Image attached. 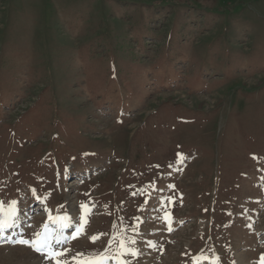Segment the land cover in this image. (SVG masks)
Here are the masks:
<instances>
[{"label":"rangeland","instance_id":"rangeland-1","mask_svg":"<svg viewBox=\"0 0 264 264\" xmlns=\"http://www.w3.org/2000/svg\"><path fill=\"white\" fill-rule=\"evenodd\" d=\"M12 200L0 264H50L10 241L48 210L79 220L81 204L71 254L119 229L141 250L129 264H258L264 0H0V201Z\"/></svg>","mask_w":264,"mask_h":264},{"label":"snow or ice","instance_id":"snow-or-ice-1","mask_svg":"<svg viewBox=\"0 0 264 264\" xmlns=\"http://www.w3.org/2000/svg\"><path fill=\"white\" fill-rule=\"evenodd\" d=\"M253 158L259 159L255 156ZM31 191L35 195V189ZM37 199H40V197H37ZM17 203L16 200H12L8 207L5 208L3 207V202L0 201V235L6 230L17 227ZM80 207L84 211V216L79 220L67 213L53 216L50 210H48V222L44 223L40 230L33 232L28 239L21 236L19 239L10 242L28 246L37 253L45 254L43 258L49 260L50 264L51 261H54L55 264H73V262L74 264H108L110 260H114L115 264H129V261L124 259V257L136 258L141 255V250L135 247L136 240L126 237L123 231L119 229L113 232L111 238L107 241L108 246L104 247L103 250H91L87 253L76 251L74 254H71L73 250L63 246L84 235L85 225L88 224L87 217L91 214L89 205L81 204ZM165 219H168L167 215ZM73 227L74 231L66 235L65 229ZM113 228L116 229L117 226L114 224ZM168 230L172 231L171 227ZM103 235L107 234L98 233L88 238L92 243H95ZM149 246L155 247L151 242H149ZM199 259L200 257L194 258V260ZM203 259H208V257H203ZM213 264H219V257H216ZM258 264H264V254L261 255Z\"/></svg>","mask_w":264,"mask_h":264}]
</instances>
